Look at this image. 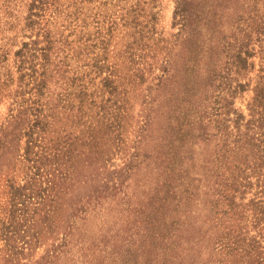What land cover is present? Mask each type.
Segmentation results:
<instances>
[{
    "label": "trees",
    "instance_id": "trees-1",
    "mask_svg": "<svg viewBox=\"0 0 264 264\" xmlns=\"http://www.w3.org/2000/svg\"><path fill=\"white\" fill-rule=\"evenodd\" d=\"M0 264H264V0H0Z\"/></svg>",
    "mask_w": 264,
    "mask_h": 264
},
{
    "label": "rangeland",
    "instance_id": "rangeland-1",
    "mask_svg": "<svg viewBox=\"0 0 264 264\" xmlns=\"http://www.w3.org/2000/svg\"><path fill=\"white\" fill-rule=\"evenodd\" d=\"M171 6H169L168 10H167V17H166V20H169L170 18V14H171Z\"/></svg>",
    "mask_w": 264,
    "mask_h": 264
}]
</instances>
